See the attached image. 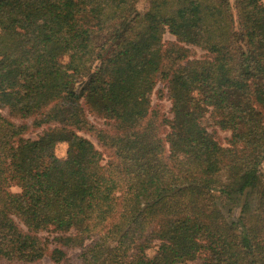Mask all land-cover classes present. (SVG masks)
I'll return each instance as SVG.
<instances>
[{"label": "trees", "instance_id": "obj_1", "mask_svg": "<svg viewBox=\"0 0 264 264\" xmlns=\"http://www.w3.org/2000/svg\"><path fill=\"white\" fill-rule=\"evenodd\" d=\"M263 162L264 0H0V264H264Z\"/></svg>", "mask_w": 264, "mask_h": 264}, {"label": "rangeland", "instance_id": "obj_2", "mask_svg": "<svg viewBox=\"0 0 264 264\" xmlns=\"http://www.w3.org/2000/svg\"><path fill=\"white\" fill-rule=\"evenodd\" d=\"M226 1L233 3L234 0H226ZM144 5H145V2H142V5H140V7H143ZM175 41H176L175 37L173 35H171L170 33L167 32L164 35L165 44H169V43L175 42ZM186 47L191 50V55L196 57V58H200V57L205 56V52L198 47H193V46H186ZM109 49H110V47L108 48V51H109ZM106 53H107V51L104 53V55ZM52 69H53V64L47 63L45 66V71L47 73H50ZM165 84H166L165 82H161V81L158 82V85H157L156 89L154 90L152 97H151L152 106L156 110L160 111L161 114H163L165 117L171 118L173 116V113L171 110L172 104H171V100L168 96V91H167ZM89 119L97 127L106 128L105 120H103V119H101L95 115H92V114H89ZM204 122L211 129L217 128V126L214 123V120L212 118H208V115H207L206 119L204 120ZM47 128H48V126H45V127L39 128V129H33L32 128L26 133L25 136L27 138L36 139L39 136H41ZM218 133L220 136V140L222 141V143L225 144L227 138L230 137V132H223V131L219 130ZM81 135L90 139L96 145V147L98 149H100L101 151L104 152L105 161H107L109 159V155H110L108 153L109 151L102 147V145L98 142L94 133L81 132ZM66 152H67V145L65 143H61L57 146L56 153L59 157L65 158ZM261 170H264V162L261 164ZM14 190H17V189L14 188ZM244 201H245V194L243 196H241L240 198L236 199L235 204H232V202L229 203L228 200L225 198V196H222L218 199L219 207L227 215L230 213L229 211L232 210L231 215L233 216L234 219L240 215L241 207H242V204L244 203ZM40 235L42 236L43 239H49L50 241H52V239H53V235L50 233L43 232ZM257 244L259 246L264 244V229H262V231L259 233ZM154 251H155V249L152 248L148 251V254L153 255ZM80 253H81V249H79V248L69 250L68 251V258L66 259L65 264H81V260L79 257ZM50 263H51V261H50L49 257H45L44 259H42L41 261H39L36 264H50Z\"/></svg>", "mask_w": 264, "mask_h": 264}]
</instances>
